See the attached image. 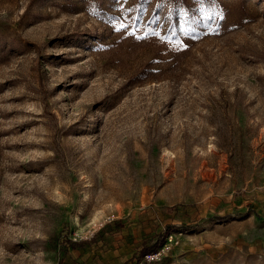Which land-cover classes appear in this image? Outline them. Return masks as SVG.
Wrapping results in <instances>:
<instances>
[{"label": "rangeland", "instance_id": "obj_1", "mask_svg": "<svg viewBox=\"0 0 264 264\" xmlns=\"http://www.w3.org/2000/svg\"><path fill=\"white\" fill-rule=\"evenodd\" d=\"M169 1L0 0V264H264V0Z\"/></svg>", "mask_w": 264, "mask_h": 264}, {"label": "trees", "instance_id": "obj_2", "mask_svg": "<svg viewBox=\"0 0 264 264\" xmlns=\"http://www.w3.org/2000/svg\"><path fill=\"white\" fill-rule=\"evenodd\" d=\"M169 2V25L164 34L165 38H168L170 41L177 39V37L180 35L179 25L177 22L176 6H180V8H182V10L184 11L185 15L182 17L181 22H183L184 27L187 28L185 33H188L191 37L194 38H201V36L205 32V27H208L212 23V17L204 15V12L211 11L213 8L221 7L220 0H170ZM198 10L202 11V16L197 14ZM155 17L156 11L151 12L146 19L148 27H150L147 28L148 34L152 33V35H155V24L153 23ZM135 19L136 21H138V17H135ZM150 23H152V25H149ZM5 55V49L1 48L0 61ZM230 215V213H225L224 215H212L210 217L216 221L224 222L229 218ZM112 225L118 228L122 226L120 221H115ZM181 227L183 230H187L190 228V226L188 225H182ZM171 228H174V226L168 225L166 226L165 230L155 232L153 235L145 239L139 249H137V251L133 253L131 258L127 261L132 262L133 260H136L138 264H148V262L150 261H147L145 256L159 251V249L166 242L165 239L169 234ZM97 235L98 234L95 233L90 238L80 240H73L71 238L68 239L66 237L64 238V240H62L63 248L65 251H68V249L83 250L86 247L91 246L92 244L97 242Z\"/></svg>", "mask_w": 264, "mask_h": 264}, {"label": "built area", "instance_id": "obj_3", "mask_svg": "<svg viewBox=\"0 0 264 264\" xmlns=\"http://www.w3.org/2000/svg\"><path fill=\"white\" fill-rule=\"evenodd\" d=\"M157 255H158V253L156 252V253L148 254L145 257H146L147 260H150V259L158 258Z\"/></svg>", "mask_w": 264, "mask_h": 264}, {"label": "snow or ice", "instance_id": "obj_4", "mask_svg": "<svg viewBox=\"0 0 264 264\" xmlns=\"http://www.w3.org/2000/svg\"><path fill=\"white\" fill-rule=\"evenodd\" d=\"M121 27H123V25H121Z\"/></svg>", "mask_w": 264, "mask_h": 264}]
</instances>
